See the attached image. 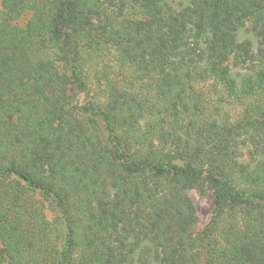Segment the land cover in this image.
<instances>
[{"label":"trees","instance_id":"trees-1","mask_svg":"<svg viewBox=\"0 0 264 264\" xmlns=\"http://www.w3.org/2000/svg\"><path fill=\"white\" fill-rule=\"evenodd\" d=\"M104 52L158 101L110 86L85 127ZM210 81L244 118L202 113ZM0 264H264V0H0Z\"/></svg>","mask_w":264,"mask_h":264},{"label":"rangeland","instance_id":"rangeland-1","mask_svg":"<svg viewBox=\"0 0 264 264\" xmlns=\"http://www.w3.org/2000/svg\"><path fill=\"white\" fill-rule=\"evenodd\" d=\"M177 2V0H175ZM29 16L24 17L17 24L19 26H25L28 22ZM240 41H253L248 26L239 35ZM92 61L87 64V73L85 74V81L87 83V90L84 92L79 91L76 87H72L68 92L69 97V109L72 115V121L79 125L88 127V116L81 110L83 106L103 105L104 97L109 91L110 86L117 88L119 91H130V94L134 96L143 95L149 99H155L156 92H151V87L147 85V94L141 92V88H144L137 81V85L130 87L129 82H132V78H129L132 70H120L118 65L114 62L111 54L93 53ZM241 72V70H236ZM134 82V80H133ZM196 93L193 95L199 100L200 108L204 115L212 116L224 125H232L242 118L246 113V106L235 102L232 98L225 94L223 89L219 87L214 81L204 82L195 87ZM148 91L152 94H148ZM192 98V97H191ZM158 101V97L156 98ZM155 99V102H156ZM195 99V98H194ZM102 123L97 119L98 131L101 130ZM249 148H241L242 156L239 159L244 163H252L253 157H257L255 154V147L249 144ZM188 199L195 209V215L198 219V224L195 227L194 232L199 233L209 223L212 217V210L214 207V197L211 192H198L191 190L188 192ZM46 205H44L45 209ZM43 209V210H44ZM45 218L48 221H52L54 214L47 211V207L44 211ZM228 221V216H224Z\"/></svg>","mask_w":264,"mask_h":264}]
</instances>
